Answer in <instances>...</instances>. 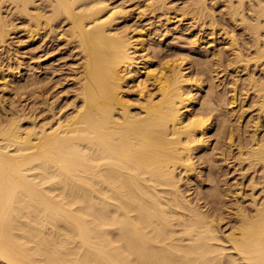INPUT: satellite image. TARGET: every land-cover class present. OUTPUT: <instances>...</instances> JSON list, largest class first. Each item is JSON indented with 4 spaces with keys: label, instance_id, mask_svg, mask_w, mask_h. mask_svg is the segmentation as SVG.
<instances>
[{
    "label": "bare ground",
    "instance_id": "obj_1",
    "mask_svg": "<svg viewBox=\"0 0 264 264\" xmlns=\"http://www.w3.org/2000/svg\"><path fill=\"white\" fill-rule=\"evenodd\" d=\"M225 1L0 0V91L34 98L0 95V264H264V0Z\"/></svg>",
    "mask_w": 264,
    "mask_h": 264
},
{
    "label": "rangeland",
    "instance_id": "obj_2",
    "mask_svg": "<svg viewBox=\"0 0 264 264\" xmlns=\"http://www.w3.org/2000/svg\"><path fill=\"white\" fill-rule=\"evenodd\" d=\"M222 2H225V3H222ZM222 2H221L220 4L217 5V7L219 8V9H218V13H219L218 16H219V18H220V15L222 14V15H221V20H222L221 22H223V19H224V18H226L227 20L229 19L228 15H227V12H228V11H227V9H226V6L224 5V4L227 5V2H226L225 0H222ZM248 5H249V4H248ZM220 7H221V8H220ZM223 7H225V8H223ZM224 9H225V10H224ZM141 10H142V9H141ZM221 10H223V11H222L221 14H220V11H221ZM224 11L226 12V14H225ZM223 12H224V13H223ZM223 14H224L225 16H224ZM150 16H151V15H149V17H150ZM223 16H224V17H223ZM226 16H227V17H226ZM149 17H147V16L144 17V18H143V21H144V22H147L146 20H147V18H149ZM222 18H223V19H222ZM137 19H138V18H136L135 20L138 21ZM226 19L224 20L225 23L228 22ZM121 21H122V19H121ZM123 21H124V19H123ZM226 21H227V22H226ZM133 22H135V21H133ZM133 22H132V23H133ZM230 23H232V22H230ZM227 25H228V24H227ZM232 26H233V25H232ZM231 28H232V29L234 28L235 32H236V30H237L236 33L238 34V36H239L242 40H244V41H246V42H249V41H250V37H249V35L245 34V36H243V32H242V27H241V26L238 27V28H235L234 26H233V27L230 26V28L228 27V30H230ZM217 35H218V37H220L219 34H217ZM47 41L49 42V40H47ZM40 42H41V43H40ZM40 42H39V45L36 44L35 47H30L29 49L24 50V51H25V52H24L25 55H24V53H22V57H25V56H26V57H25V58H26V63L31 62V63H30V64H32L31 67H32V68H35V69H37V65H36V64H38V63H37L38 61H36V62L34 61L35 58H36V56H37V59H36V60H40V62H43V61H44V59L41 60V58H43L44 56L46 57L47 54H48V56L50 55V56H52V57H57V59L60 58V57H58V54H55V53H53L52 50H50V45H51V44H49V47H48V45H44L46 42H44V43H42L43 41H40ZM223 42H224V43H223ZM225 42H226V41H223V39H222V42H221V40H220L219 45L224 44L225 46L223 45L222 47L225 48V47H227L226 44H225ZM41 44H42V45H41ZM37 46H38V49H37ZM39 46H40V47H39ZM220 47H221V46H220ZM31 48H32V49H31ZM34 48L37 49V51H36ZM40 48H41V49H40ZM45 49H46V50H45ZM47 49H48V51H47ZM251 49H252V48H251ZM32 50H33L34 52H32ZM26 51H28V53H27ZM42 51H43V52H42ZM46 51H47V53H46ZM50 51H52V52H50ZM246 51H247V50H246ZM250 51H252V50H250ZM244 52H245V50H244ZM31 53H32V54H31ZM45 53H46V55H45ZM33 54H35V55H33ZM43 54H44V55H43ZM54 54H55V55H54ZM40 55H41V57H39ZM62 55H63L62 58H65V59H63V60H61V61H64L63 64L67 62L66 64H67V66L70 68L69 71L67 70L68 72H66V69H68V67H67L66 65L64 66L65 68L63 67V69H64V71H65V72L62 73V74H63V78H67V75H66V74H69V73L72 74V71L74 70L73 68H75V65L72 64L74 60H73L71 57L67 56V55H66V52H65V53L63 52ZM227 55H229V54H227ZM29 56H30V57H29ZM45 57H44V58H45ZM68 57H69V59H68ZM225 57H226V58L224 59L225 62H224V64H223L224 67H225V66H228V64H230V63H227V62H229V61H226L227 56H225ZM29 59H30V60H29ZM32 59H33L34 63H33V61H31ZM27 60H28V61H27ZM66 60H67V61H66ZM65 61H66V62H65ZM40 62H39V63H40ZM52 62H53V61H52ZM52 62H50L51 65H52V64H57V62H56V63H54V62L52 63ZM69 62H70V63H69ZM63 64H62V65H63ZM251 64H252L251 67H252V69H253V68H254V67H253V63H251ZM34 65H35V67H34ZM71 65H72V67H70ZM231 65H232V64H230L228 67H225V69H224V67L222 66L223 68L220 67V68H222L221 70H219V68H218L219 73H220L222 70H225L224 72L227 73V75H224V74H226V73L223 72V74L220 75V76L223 75V76H225V77L227 76L226 78H225V77H224V78H223V77L220 78L222 83H223V81H224L223 86H225V88H227V87H228V88H231L232 86H231V87H230V86H227V87H226L225 83H227L229 80H230V81H231V80L233 81V78L235 77V75L237 76V73L235 72V70H236V66H239V65H234V63H233V67H232ZM49 66H50V65H49ZM31 67H30V68H31ZM234 67H235V68H234ZM226 68H227V71H226ZM230 68H231V69H230ZM232 68H233L234 71L232 70ZM239 68L242 69L241 67H239ZM261 68H262V67H261ZM71 69H73V70H71ZM250 69H251V68H250ZM252 69H251V70H252ZM228 70H229V71H228ZM70 71H71V72H70ZM230 71H231V72H230ZM7 72H8V71H7ZM7 72H6V73H7ZM228 72H230L229 74L232 75V76H230V78L233 77L232 79H229V78H228V77H229ZM234 73H236V74L233 75ZM70 74H69V75H70ZM259 74H260V73H259ZM259 74H258V75H259ZM57 75H58V73H57ZM241 77L244 78V77H245V74L241 73ZM68 78H69V77H68ZM227 78H228V79H227ZM222 79H223V80H222ZM224 79H225L226 81H225ZM234 79H235V78H234ZM8 80H9V79H8ZM64 80H65V79H64ZM230 81H229V83H227V85H228V84H229V85H232V84H233V83L230 84ZM55 82H56V81H54V82L51 81L50 85H49V83H47V84H48L47 86H48V87H49V86H53V83H55ZM238 84H239V85H238ZM238 84L236 83L234 86H236L235 88H237V87L239 86V87H238V92H237V89H235V91H236V93H237V95H236V96H237V98H236V104H237L238 106H240V108H238V106H237L236 104H235V105L237 106V109H238L239 112H240L239 114L242 113V112H241V105L244 106V107H242V110H243V108H244L245 112L241 115V121H242V125H243L242 129H243V132L245 133V131L248 130V128L246 129V127H248V125L245 124V126H244V123H247V122H248L247 120H250L251 122H253L254 118H255V120H254V122H255V121L257 120V118H258L257 115L259 116V114H258V113H259V112H258L259 110H258L257 107H255V106L253 105V100H254L255 98L253 99V96H252L253 93H252V91L247 93V88L245 87V88H246V90H245V88L242 87L241 82H238ZM223 86H222V87H223ZM239 88H240V90H239ZM242 88H243L244 91H246V92H244ZM231 89H232V88H231ZM241 90H242V91H241ZM239 91H240V93H241V92L243 93V96H246L247 94H249V95H247L248 98H247V96L243 98V96H242L241 94H238ZM11 92H12V91H11ZM11 92L9 93V91H8V92H7V91H6V92H1V91H0V95H1V97H2L3 95H5V96H6V99H9L8 101L11 100L12 102H17L16 105H18V104L20 105L21 103H23L24 105H25V104H29V103H31V102L34 100V98H33V100H32V98H31V100H30V99L26 100V98L29 96V94H28V95L25 94V95H26V98H25L24 95L17 94L16 91L12 92V94H11ZM15 92H16V94H15ZM13 93H14L15 95H14ZM246 93H247V94H246ZM2 94H3V95H2ZM8 94H9V95H8ZM244 94H246V95H244ZM13 95H14V97H13ZM238 95H241V96H242V97H241L242 100H241V99L237 100V99L240 97V96H238ZM7 96H8L9 98H7ZM23 96H24V97H23ZM251 96H252V97H251ZM15 97H16V98H15ZM10 98H11V99H10ZM22 98H23V100H22ZM250 98L253 99V100L251 99V100H252V104H251V102H249V101H251ZM13 99H14V100H13ZM17 99H19V100H17ZM20 99H21V100H20ZM243 99H245V100H243ZM29 100H30V101H29ZM11 101H10V103H11ZM18 101H19L20 103H19ZM21 101H22V102H21ZM28 101H29V102H28ZM238 101L240 102V105L238 104V103H239ZM241 101H242V102H241ZM245 101H246V102H245ZM24 102H25V103H24ZM243 102H244V103H243ZM241 103H242V104H241ZM23 104H21V105L23 106ZM249 104H250V106H252V107L254 106V107H255V108L253 107V109H251L252 107H250V109H251L252 111H251V110H247L249 107L247 108L246 106H248ZM7 105H8V103H7ZM245 108H246V109H245ZM256 109H257V110H256ZM27 111H29V109H28ZM247 111H249V112L251 111L250 113H251L252 117H251L250 113L247 112ZM254 111H257V112H255V114H254ZM248 115H250V116H249V119L246 120V118H248ZM237 116H238V115H237ZM242 116H243V117H242ZM254 116H255V117H254ZM238 117H239V116H238ZM250 117H251V118H250ZM253 117H254V118H253ZM256 117H257V118H256ZM252 119H253V120H252ZM246 121H247V122H246ZM251 122H250V123H251ZM254 122H253L252 124H250V123L248 122L249 126L253 125ZM251 128H252V127H250V130H252ZM236 134H237V132H236ZM236 136L238 137V135H236ZM237 139L240 140L241 138L239 137V138H237ZM241 173H242V172H239V173L236 172V173L232 174V175H231L232 177H230V178H232V182H238L239 184L242 183V184H245V185H246V184L249 182V181H247V180H248V178H250V175H249V177H248L247 174H246V177H245V178H244V177L242 178ZM238 174H240V175H238ZM235 175H236V177H235ZM233 176H234V178H233ZM239 176H240V177H239ZM237 177H239V178H238L239 180L236 179ZM235 179H236V180H235Z\"/></svg>",
    "mask_w": 264,
    "mask_h": 264
}]
</instances>
